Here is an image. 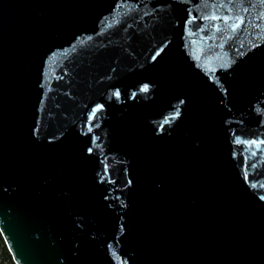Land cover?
I'll return each instance as SVG.
<instances>
[{"label":"water","instance_id":"obj_1","mask_svg":"<svg viewBox=\"0 0 264 264\" xmlns=\"http://www.w3.org/2000/svg\"><path fill=\"white\" fill-rule=\"evenodd\" d=\"M0 232L15 264H264V0H0Z\"/></svg>","mask_w":264,"mask_h":264},{"label":"trees","instance_id":"obj_2","mask_svg":"<svg viewBox=\"0 0 264 264\" xmlns=\"http://www.w3.org/2000/svg\"><path fill=\"white\" fill-rule=\"evenodd\" d=\"M0 264H15L0 232Z\"/></svg>","mask_w":264,"mask_h":264}]
</instances>
